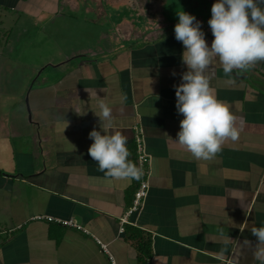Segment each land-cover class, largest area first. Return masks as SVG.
<instances>
[{
    "label": "crops",
    "instance_id": "0c3cea01",
    "mask_svg": "<svg viewBox=\"0 0 264 264\" xmlns=\"http://www.w3.org/2000/svg\"><path fill=\"white\" fill-rule=\"evenodd\" d=\"M199 1L211 46L214 0ZM182 10L173 0H0V264H140L141 254L146 264H260L251 229L264 226V62L228 77L212 61L210 86L240 137L196 160L176 141ZM109 125L128 137L131 161L137 135L150 156L144 208L124 225L142 177H107L88 154L89 133Z\"/></svg>",
    "mask_w": 264,
    "mask_h": 264
},
{
    "label": "clouds",
    "instance_id": "9594fccd",
    "mask_svg": "<svg viewBox=\"0 0 264 264\" xmlns=\"http://www.w3.org/2000/svg\"><path fill=\"white\" fill-rule=\"evenodd\" d=\"M211 13V46L195 16L183 10L177 12L178 23L174 27L175 39L185 48L182 62L188 68L182 73V83L175 86L176 108L184 117L176 141L196 160H212L222 151L225 141L235 142L240 137L236 115L210 86L207 72L212 61L218 58L228 77L234 70L248 71L264 62V0H216ZM99 108L106 119L114 118L113 109L103 101ZM110 129L111 134L95 129L89 133L93 143L88 154L105 176L139 181L143 168L129 159L128 137L111 125ZM251 234L256 238L253 257L264 264V226L253 227Z\"/></svg>",
    "mask_w": 264,
    "mask_h": 264
},
{
    "label": "built area",
    "instance_id": "2783aa9c",
    "mask_svg": "<svg viewBox=\"0 0 264 264\" xmlns=\"http://www.w3.org/2000/svg\"><path fill=\"white\" fill-rule=\"evenodd\" d=\"M137 143H138V147H137V160H138V166H142L143 168V176L142 179L138 185V188L136 189L135 193H134V200H133V205L132 207L128 210V212L125 214V216H123V218L121 219V224H129L130 223V217L140 213L142 211V209L144 208V203L145 200L148 196L149 193V181H148V177L150 176V170H149V166H150V156L146 151V147L143 141V137L140 135H137ZM36 219H46L48 221H57L58 223H61L63 225L66 226H75V227H79L76 226V224L72 221V220H61V219H54L53 217H47V216H38ZM99 243L101 244V242L99 241ZM102 248L109 253V250L107 249V246L102 244ZM111 260L112 263H115L113 257L111 256Z\"/></svg>",
    "mask_w": 264,
    "mask_h": 264
},
{
    "label": "rangeland",
    "instance_id": "374dc122",
    "mask_svg": "<svg viewBox=\"0 0 264 264\" xmlns=\"http://www.w3.org/2000/svg\"><path fill=\"white\" fill-rule=\"evenodd\" d=\"M173 1H177V2H179L181 5H182V7H183V10H187V11H190V10H192V8H193V6H192V0H173ZM202 1V0H201ZM201 1H199V3L201 2ZM197 3V2H196ZM215 3V0H214V2H213V4ZM197 5H199L198 3H197ZM205 8H206V6H205ZM195 10V11H194ZM194 10H192L193 11V13H194V15L193 16H196V17H202L203 15H201L202 14V12H207V9H204V8H202V7H199V8H194ZM209 13H210V18H211V15H212V13H211V10L209 11ZM205 15V14H204ZM94 43V42H93ZM75 44V42H73L72 43V45H74Z\"/></svg>",
    "mask_w": 264,
    "mask_h": 264
},
{
    "label": "trees",
    "instance_id": "16d2710c",
    "mask_svg": "<svg viewBox=\"0 0 264 264\" xmlns=\"http://www.w3.org/2000/svg\"><path fill=\"white\" fill-rule=\"evenodd\" d=\"M148 256V254H141L140 258V264H146L145 258Z\"/></svg>",
    "mask_w": 264,
    "mask_h": 264
}]
</instances>
